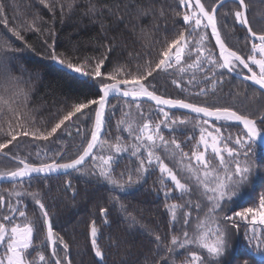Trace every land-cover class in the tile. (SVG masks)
Masks as SVG:
<instances>
[{"label": "snow or ice", "instance_id": "1", "mask_svg": "<svg viewBox=\"0 0 264 264\" xmlns=\"http://www.w3.org/2000/svg\"><path fill=\"white\" fill-rule=\"evenodd\" d=\"M232 2L237 7L230 9L225 15H231L236 23L245 28V44L248 47L246 54L234 50L222 37L218 9L224 6L225 0H213L208 6L203 0H177V7L167 9L158 7L154 0H87L89 6L84 15H88L93 23L99 24L101 36L107 41L100 45L104 52L99 57L69 56L58 52L56 34L46 22L43 27H37L34 20H25L10 26L7 16L0 15V22L11 36L24 42L23 47H17L14 42L0 37V117L8 118L7 127L0 126V133L5 137L0 142V153L5 149L11 151L9 146L16 142L18 137H31L37 141H50L56 137L59 140L57 133L68 122H72L69 127L75 126L78 136L81 135V125L77 124V121L92 125L90 138L82 139L80 150L74 158L64 160L60 150H56L52 156L47 152H38L35 162L13 155L12 159L17 161V166L9 171H0V180L23 182L25 178L31 180L34 175L48 180L53 174L68 173L69 170L84 174L82 169L85 161L91 158L94 171L89 175H94L97 181L110 185L113 191L123 192L134 184H139L150 171L158 170L161 177L160 189L165 199L179 198L183 199L184 203L165 205L171 213L173 224L177 222V209L182 210L180 223L183 238L172 235L169 245L165 244L159 234H154L157 246L163 247L166 253L184 249L187 255L182 264H241V257H232L229 247L233 230L238 232L240 229L236 218L253 226L264 225V195L260 196L257 208L247 207L241 211H233L232 215L227 214L225 205L234 202L241 194L240 189L248 181L254 168L257 176L264 180V159L259 160L260 167H256V163L246 151L251 146V141L261 137V129L257 124L259 120L260 125H264V115H260L264 107L251 113L242 112L235 106L239 104L247 107V100L250 98L245 96L247 89L229 91L227 99L232 103L224 104L219 101L225 97L218 96V92L225 82V70L228 73L239 71L244 80L251 81L264 90V29L254 30L246 0ZM40 3L54 16L59 6L63 16L64 6L60 0H40ZM3 7L0 3V13H3ZM71 8L72 4H69L68 9ZM170 18H181L183 23L169 28ZM121 26L124 31L144 41L142 47L145 50L159 46L158 55L155 59H149L151 54L147 51L143 54L136 53L134 60L138 63L134 68L126 63H118L111 71L102 72L106 62L111 64L109 55L117 47V36L109 33L120 30ZM45 27L49 31L48 39L43 41L47 48L43 59L57 64L67 73L73 74V77L83 78V82L90 89H95L89 95L96 97L86 96L85 99L72 104L70 109L51 125L37 123L34 117L28 115L27 110L35 87L34 82L41 81L48 69L47 66L34 64L29 56L25 55L26 52H35L32 44L25 40V33L33 31L43 34ZM161 28L170 34V38L165 35L162 42L153 38V34ZM208 29H211V36L215 38L218 54L207 47ZM186 57L191 60L190 63L186 61ZM196 71L202 73L203 80L211 85L210 89L200 87L199 91L193 93L201 97V103L157 93L153 83L156 75L176 72L182 80L185 74L191 72L187 85H196ZM181 80H173V83L184 92L186 89L181 86ZM117 94L131 101L127 103L128 110L123 113V118L117 123L118 131L128 133V143L119 135L115 137L114 143L111 139H102L101 136L108 123L105 113L109 107V96ZM209 96L212 98L208 99ZM143 98L155 103V122L153 114L145 116L141 110L139 101ZM133 107L141 117L139 121L129 119ZM171 109L188 110L194 116H177ZM110 115H114V112ZM216 121L240 122L245 130L243 136L226 135L216 127ZM189 125L199 130L198 140L188 137L190 141L195 140L191 153L184 151L181 141L174 135L177 131L183 133ZM162 129L169 130V138L165 137ZM161 152L166 153V157L161 156ZM209 152L211 157L208 156ZM123 153H130L135 158V166L132 169L126 167L117 174ZM165 158L174 162L173 167L165 163ZM213 159L216 163H213ZM177 165L178 169L174 170ZM178 171L185 175L179 176ZM165 180L171 181V185H166ZM65 191H71L73 198L79 195L71 181L65 182ZM174 191L179 193L178 197L173 196ZM7 195L19 198L23 193L8 192ZM27 195L33 198L40 209L42 226H46V240L51 245L53 259L49 261L40 246L34 244L36 224L26 215L20 207V200L17 199L6 205V214L0 215V264H62L56 252L57 240L65 251L68 244L64 242L63 237L54 233L52 217L40 194L37 192ZM112 200L114 204L119 203L118 197L114 196ZM3 204L5 195L0 194V205ZM120 209L127 212L123 204H120ZM99 211L107 223L109 208L101 207ZM193 212L196 213L195 221L190 223ZM124 218L129 229L139 225L137 217L132 213H127ZM186 228L191 231L185 230ZM98 235L96 221L92 220L90 242L94 255L100 261L106 264V257L112 248L116 249L117 256L121 255L122 247L125 255H131L129 240L110 237L109 247L105 250L98 243ZM242 239L245 247L251 246L243 255L250 256L253 260L256 255L264 256V237L256 234L255 227L250 235L248 232L243 233ZM192 245L196 249L206 250L205 253L201 255L199 251L192 250L189 247ZM161 260L162 264H168L167 258L161 257ZM66 264H71V261L67 260ZM119 264H130V261L121 257Z\"/></svg>", "mask_w": 264, "mask_h": 264}, {"label": "trees", "instance_id": "2", "mask_svg": "<svg viewBox=\"0 0 264 264\" xmlns=\"http://www.w3.org/2000/svg\"><path fill=\"white\" fill-rule=\"evenodd\" d=\"M51 2V0H49ZM158 7L173 8L177 7V0H154ZM206 6L213 3V0H203ZM3 4V13L9 20V25L20 24L23 21H35L37 27H43L45 22L51 25V31L56 34L58 43V52H62L69 56H92L99 57L104 52L100 47L101 44L107 43L101 36V29L98 23H93L91 18L84 13L88 9L87 0H60L63 4V16L59 6L55 16L48 8L44 7L40 0H0ZM249 5V19L254 30L260 31L264 29V0H246ZM72 4L71 10L68 5ZM182 7V6H181ZM237 5L231 1L224 4L218 12V21L221 26V33L226 43L234 50H238L241 54L248 52V47L245 44L246 30L242 25L236 23L231 15H225L230 9H235ZM179 10V9H177ZM146 23V21L144 22ZM181 18H170L168 26L182 25ZM49 29L45 27L44 33L29 31L25 33V40L32 44L35 52H26L31 61L38 66H47L48 71L45 72L44 78L41 81L34 82L35 87L31 98L28 101V115L34 117L37 123L43 122L46 125L54 124L57 119L64 114L70 106L80 100L88 98H96L89 95L94 92V88H89L81 77H73V74L67 73L57 64L43 59L47 54V48L43 41L48 39L47 32ZM119 32V35H118ZM109 35L117 36L114 52L109 55L111 64L105 63L102 72L111 71L112 68L120 64H128L129 67L134 68L138 61L134 60L136 53H145L147 51L151 55L149 59H155L158 55L159 46L157 48H148L145 50L142 45L144 41L137 39L129 32L123 30V26L118 31L110 32ZM166 33L163 28L159 32L153 34L154 40L163 41ZM0 37L14 42L17 47H23V41L15 40L11 34L6 30L3 23L0 22ZM95 38V39H94ZM79 42V43H78ZM50 43V41H49ZM207 47L218 54L217 47L213 41L211 33L208 29ZM188 63L191 60H188ZM155 75V74H154ZM191 72L185 74L181 80L180 74L176 72L160 73L156 75L153 83L155 84L157 93L171 98H184L191 102L201 103V97L193 93L199 91L200 87L211 88L203 80V74L196 71L197 81L196 85H187V80L190 78ZM152 79V78H149ZM173 80H181V86L186 90L181 92L179 88L173 83ZM224 84L221 86L218 96L225 97L219 102L232 103L227 99L229 91H236L239 89H247L245 96L250 97L247 100V107L236 104L242 112L248 111L255 113L264 107V92L250 84L249 82L233 76L231 73L224 71ZM90 83V82H89ZM212 97L209 96L208 99ZM131 101L126 98L115 97L111 99L107 112V121L105 133L102 139H111L115 142L117 135L121 136L125 143L130 142V137L126 131H118L117 123L123 118V113L127 111V103ZM140 108L147 116L153 114L155 122V111L157 108L154 104L147 101H139ZM112 106H115L114 108ZM114 112V115L110 113ZM177 116L192 115L186 112L171 110ZM264 115V111L260 112ZM194 116V115H193ZM7 117H0V126L7 127ZM129 119L139 121L141 117L137 114L135 107L131 109V117ZM72 122H68L64 128L58 131L57 136L59 140L53 137L50 141H37L31 137H18L16 142L5 149L4 152L8 156L0 155V171H9L17 166V161L13 160V155L21 158H26L29 162L37 161L38 152H47L49 156L55 154L56 150H60L63 154V159L68 160L74 158L78 154L81 147V141L84 138H90L89 132L92 127L90 124L81 125V135L76 134L75 126L69 127ZM216 127H219L223 133L231 134L233 137L243 136V128L236 122H215ZM261 131H264V125H260L259 120L257 124ZM123 126H121L122 128ZM168 129H162L166 138L170 134ZM169 131V130H168ZM70 133V135H69ZM176 138L181 141V147L184 151L191 153L193 151V144L199 138V130L187 126L183 133L177 131L174 133ZM195 137V140L190 141L188 137ZM5 137L0 133V142ZM251 146L246 149L256 167H260L259 160L264 159V148L257 145L255 142H250ZM231 146V145H230ZM161 156L166 157V153L161 152ZM211 157V153H208ZM43 159V157H40ZM227 159V157H226ZM165 163H169L173 167L174 162H170L165 158ZM213 163H216L213 159ZM135 166V158L130 153H123L120 158V166L116 170L117 174L123 171L126 167L132 169ZM178 165L174 170L178 169ZM94 171V165L91 162L86 164L81 172H70L67 174L55 175L48 180L42 177H33L31 180L25 179L23 182H1L0 194L5 195V206L0 205V215L6 214V205L9 202L20 200V207L26 212V215L35 222L36 231L34 232V244L40 246L46 258L51 261L50 243L46 240V226H42V214L39 207L35 204L33 198L27 193H39L43 198L45 206L49 210L52 217L53 230L59 237H63L64 242L68 244V249L65 251L62 245L57 240L56 252L61 259L62 264H66L67 260L71 264H105L94 255L90 242V223L92 220L96 221L98 228V243L102 249L107 250L111 238L127 239L130 241L128 245L131 255H125L123 247L121 248V255H116V249L112 248L106 257V264H119V260L123 257L130 261V264H162L161 257L168 260V264H175L183 262L184 256L187 255L184 249H176L173 253H166L163 247H158L154 242V234H159L165 244L170 245L172 235L182 238L180 215L181 209H177V222L173 224L171 213L165 207L166 204L176 203L183 204V199H165L163 191L160 189V173L158 170L150 171V174L144 176L139 184H134L127 188L126 191H113L111 186L103 181H97L94 175H89ZM178 175L183 177L185 174L178 171ZM135 179V177H134ZM71 181L74 188L79 192V195L73 198L71 191H65V182ZM165 184L170 186L171 181L165 180ZM8 192H21L19 198L15 195L8 197ZM240 195L235 198L234 202H228L225 205L227 214L232 215L233 211H241L247 207L257 208L259 206V198L264 195V180H261L255 168L248 177V181L240 189ZM118 197L119 203L114 204L112 197ZM174 197H178L177 191L173 192ZM187 199V197H185ZM120 204H123L127 212L120 209ZM101 207H108L110 215L105 218L101 215L99 209ZM127 213H132L137 217L139 225L136 228L129 229L125 220ZM196 213L193 212V219L190 223H194ZM236 222L240 225L239 231L233 230L231 234V242H234V249L232 250V257L240 256L241 264H264V257L256 255L255 260L252 257L243 255L247 253L250 245L245 247L242 239L243 233L247 232V226L252 225L247 221H242L236 218ZM142 225V226H141ZM189 230L190 229H185ZM192 250L193 246H189ZM201 255L204 253L199 251ZM183 256V257H182ZM232 257H229L231 260ZM39 264V262H37ZM178 264V263H177Z\"/></svg>", "mask_w": 264, "mask_h": 264}, {"label": "water", "instance_id": "3", "mask_svg": "<svg viewBox=\"0 0 264 264\" xmlns=\"http://www.w3.org/2000/svg\"><path fill=\"white\" fill-rule=\"evenodd\" d=\"M229 1H231V0H225V4L227 3V2H229ZM220 9H218V11H219ZM210 30V33H211V29H209ZM223 37V36H222ZM213 38V41H214V43H215V38L214 37H212ZM217 47V50L219 51V49H218V46H216ZM246 71V70H245ZM232 75H234V76H236V77H239V78H241V79H243V76L241 75V74H239L238 72H233V73H231ZM244 80V79H243ZM245 81H247V80H245ZM247 82H249L250 84H252V85H254L255 87H257L258 89H260V87L258 86V85H256V84H254L253 82H251V81H247ZM261 91H263L264 92V90H262V89H260ZM115 97H120L118 94L117 95H115V96H112V95H110L109 96V103H110V101H111V99H113V98H115ZM127 99V98H126ZM140 101H147V102H149V103H152V104H154L155 105V103L153 102V101H150V100H148L147 98H143L142 100H140ZM171 110H178V111H182V112H186V113H189L188 112V110H184V109H171ZM107 112H108V108L106 109V113H105V119H106V121H107ZM190 114V113H189ZM192 115H194V114H192ZM233 122H236V121H233ZM236 123H238L239 125H241V127L243 128V125L240 123V122H236ZM107 124V123H106ZM105 129H106V125H105ZM245 131V130H244ZM104 133H105V131L101 134V136L103 137V135H104ZM256 144H258V145H260L261 147H263L264 148V133H261V137H258V138H255L254 140H253ZM0 155H3V156H8V157H10L8 154L7 155H5V152H3V153H0ZM16 161V160H15ZM87 161V160H86ZM86 161H85V163H86ZM69 172H71V170H69ZM61 174H66V173H59V174H53V176H55V175H61ZM34 177H35V175H34ZM25 179H28V178H25ZM1 182H12V181H9V180H0V183ZM47 230V229H46ZM50 249L52 250V248H51V245H50Z\"/></svg>", "mask_w": 264, "mask_h": 264}, {"label": "rangeland", "instance_id": "4", "mask_svg": "<svg viewBox=\"0 0 264 264\" xmlns=\"http://www.w3.org/2000/svg\"><path fill=\"white\" fill-rule=\"evenodd\" d=\"M234 76V75H233ZM171 98V97H170ZM155 112H156V110H154ZM167 132H169L168 130H167ZM104 136V135H103ZM192 137H193V135H192ZM103 138V137H102ZM199 138V137H198ZM105 154H107V153H105ZM72 172V171H71ZM68 173H70V172H68ZM67 174V173H66ZM36 177V176H35ZM253 227H255V231H256V234L258 235V236H261V237H264V225H260V224H257V225H255V226H253V225H249V226H247V232L249 233V235L251 234V230L253 229ZM183 238V237H182ZM193 246V248L195 249L196 247L194 246V245H192ZM229 247H230V249H234L235 247H234V242H231L230 241V244H229ZM180 250V249H179ZM199 251H202L203 253H205V251L206 250H201V249H198ZM232 251V250H231ZM185 253H186V251H185ZM183 257V256H182ZM185 257H186V255L184 256V260H185ZM264 257V256H263ZM209 259H211V257H209ZM183 260V261H184ZM178 264H182V262H177ZM177 263H175V264H177Z\"/></svg>", "mask_w": 264, "mask_h": 264}, {"label": "bare ground", "instance_id": "5", "mask_svg": "<svg viewBox=\"0 0 264 264\" xmlns=\"http://www.w3.org/2000/svg\"><path fill=\"white\" fill-rule=\"evenodd\" d=\"M209 31H210V30H209ZM87 163H88V164L91 163V158H89V159L86 161L85 165H86ZM85 165H84V166H85Z\"/></svg>", "mask_w": 264, "mask_h": 264}, {"label": "flooded vegetation", "instance_id": "6", "mask_svg": "<svg viewBox=\"0 0 264 264\" xmlns=\"http://www.w3.org/2000/svg\"><path fill=\"white\" fill-rule=\"evenodd\" d=\"M222 34V33H221ZM3 206H5V204H3Z\"/></svg>", "mask_w": 264, "mask_h": 264}]
</instances>
